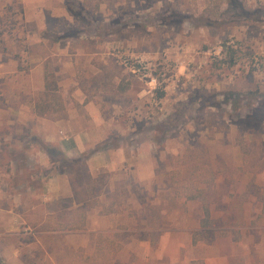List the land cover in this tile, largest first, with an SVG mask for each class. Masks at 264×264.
Instances as JSON below:
<instances>
[{
	"label": "rangeland",
	"instance_id": "obj_1",
	"mask_svg": "<svg viewBox=\"0 0 264 264\" xmlns=\"http://www.w3.org/2000/svg\"><path fill=\"white\" fill-rule=\"evenodd\" d=\"M34 32L97 51L96 74L72 57L108 91L113 135L97 149L113 148V169L50 146L77 193L47 205L42 174L39 197L0 210V264H264V0H0L6 47ZM136 57L156 88L122 63Z\"/></svg>",
	"mask_w": 264,
	"mask_h": 264
},
{
	"label": "crops",
	"instance_id": "obj_2",
	"mask_svg": "<svg viewBox=\"0 0 264 264\" xmlns=\"http://www.w3.org/2000/svg\"><path fill=\"white\" fill-rule=\"evenodd\" d=\"M6 39L3 35L0 41V210H20L25 195L39 197L32 184L44 174L41 180L47 189L42 198L47 205L74 198L78 189L71 180L73 175L62 166V170L53 173L56 158L47 149L57 146L65 161L86 160L93 175L98 170L113 169V148L97 149L113 135V116L105 115L107 109L104 110L108 91L100 82L86 76L79 78L72 57L76 53L89 56L84 67L96 74L100 69L90 60L98 53L93 50L85 54L83 49L75 53L68 42L63 44L61 40L50 48V38L40 32L30 33L23 47H6ZM50 66L55 71L51 72L53 79L61 88L66 119H54L49 110L44 115L37 112ZM43 169L46 171L38 172ZM27 173L29 183L22 179Z\"/></svg>",
	"mask_w": 264,
	"mask_h": 264
},
{
	"label": "trees",
	"instance_id": "obj_3",
	"mask_svg": "<svg viewBox=\"0 0 264 264\" xmlns=\"http://www.w3.org/2000/svg\"><path fill=\"white\" fill-rule=\"evenodd\" d=\"M229 53L228 58L224 60L225 63H227L229 66H235L238 63V50L233 49L232 46L228 47ZM50 81V77L48 74L46 75V83H45V91L43 92L42 98L37 103V112L39 115H44V112L49 111H64L65 106L62 101V98L58 96V88L57 86ZM159 97H164V92L160 93ZM47 151L50 153V155L54 156L55 150H52L50 148L47 149ZM73 164H79L82 162L81 159H77L74 161H71ZM204 212H205V221L210 215V211L207 206H204Z\"/></svg>",
	"mask_w": 264,
	"mask_h": 264
},
{
	"label": "built area",
	"instance_id": "obj_4",
	"mask_svg": "<svg viewBox=\"0 0 264 264\" xmlns=\"http://www.w3.org/2000/svg\"><path fill=\"white\" fill-rule=\"evenodd\" d=\"M122 63L131 71L140 74L142 78L145 79L151 87H157L158 79L155 76L149 74L151 68L149 67V63L147 62V60L140 57L122 58Z\"/></svg>",
	"mask_w": 264,
	"mask_h": 264
}]
</instances>
